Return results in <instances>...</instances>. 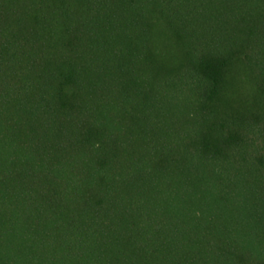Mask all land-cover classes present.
Returning <instances> with one entry per match:
<instances>
[{"label":"trees","instance_id":"trees-1","mask_svg":"<svg viewBox=\"0 0 264 264\" xmlns=\"http://www.w3.org/2000/svg\"><path fill=\"white\" fill-rule=\"evenodd\" d=\"M0 264H264V0H0Z\"/></svg>","mask_w":264,"mask_h":264}]
</instances>
